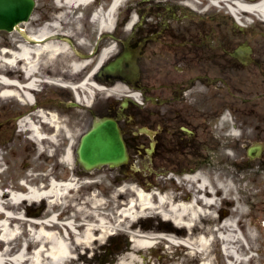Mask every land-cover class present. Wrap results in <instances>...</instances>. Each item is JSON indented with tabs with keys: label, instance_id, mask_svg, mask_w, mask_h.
I'll return each mask as SVG.
<instances>
[{
	"label": "flooded vegetation",
	"instance_id": "flooded-vegetation-1",
	"mask_svg": "<svg viewBox=\"0 0 264 264\" xmlns=\"http://www.w3.org/2000/svg\"><path fill=\"white\" fill-rule=\"evenodd\" d=\"M53 1L55 10L47 19V12L40 11L15 30V43H61L88 63L85 71L96 68L94 80L141 90L139 102L129 98L104 106L103 115L115 117L125 134L130 160L124 167L135 162L171 179L189 175L210 180L226 174L230 146L240 171L264 172V33L229 17L227 0H124L117 10L111 9L114 0H90L76 10L79 20L57 23ZM38 11L39 6L34 14ZM44 28L48 34L39 40ZM40 59L37 78L43 82L31 92L32 107L53 105L66 118L65 84L83 76L68 75L72 62L66 53L55 59L59 62ZM112 63L116 67L107 73L105 66ZM16 77L26 84L24 74ZM28 112L30 107L18 103H0V144L5 142L10 151ZM76 118L82 122L79 129L84 119ZM29 148L28 156L35 157V146ZM252 148L258 152L253 158ZM241 183L246 209L264 216V176H247Z\"/></svg>",
	"mask_w": 264,
	"mask_h": 264
},
{
	"label": "rangeland",
	"instance_id": "rangeland-1",
	"mask_svg": "<svg viewBox=\"0 0 264 264\" xmlns=\"http://www.w3.org/2000/svg\"><path fill=\"white\" fill-rule=\"evenodd\" d=\"M38 1L39 11L35 16L42 15L40 11H46L47 15H44V18L47 19L55 10L54 1ZM69 20L68 22L74 21L72 17ZM251 22L254 23L250 24L252 28H255L257 31H264V23L258 20ZM13 41V32H0V49L5 47L12 49ZM87 100L90 103L92 99L88 96ZM82 106L81 108H68L67 124L70 129L72 128L75 131L76 126L82 123L79 122L80 118L75 119L76 115L81 114L85 117L84 124L76 132L56 133L57 138L55 141L43 140L38 143L37 141H32L28 133L20 132L18 142L13 145V152L10 153L9 147H6V143L1 146V153L5 160V164H2L4 170H0V185L3 189H24L19 184V179L21 178L26 179L28 183L39 191L46 189L51 179L60 181L68 177V179L72 178L71 181L76 184L69 192L66 191L62 194V197L47 196L46 199L38 198L37 201L28 200L23 201L21 204L6 202L8 209L14 210L16 214L28 208H31L33 212L26 214L23 219H15L16 224L9 225L12 229H19V235L16 238L9 241L0 240V248L2 250L5 248V245L10 243L8 257H11L23 245V242L30 252L38 247L41 242L31 238V230L36 232L45 229L46 231L57 233L61 237L65 236V239L70 243L72 251L67 264H200L203 261H207L210 264H264V220L262 223H259L258 227L253 229V233H250L251 230L244 232L247 244L245 241L239 243L229 241V244L225 245V242L221 240L225 245L224 251L226 253L224 254L220 249L221 241L217 236V232L218 229L225 234L230 232V230L223 227L226 220L233 221L236 229L234 232L239 236L237 228V220L239 218L237 216V209L239 206L238 202L235 204L233 200L236 202V196L237 198L240 196L236 192L240 176L231 175L222 178L221 181L224 183L221 186L219 185V188H221L219 190H222L223 193L221 197L222 195L228 196L227 200L217 196L215 198L216 203L213 206L205 204L204 208L209 213L206 215L201 212L196 220H194L195 225L192 228H187L185 227L186 225L177 226L172 221L171 226H167V224H164L165 222L162 223V220L156 218L160 214L159 212H161L160 209L140 214L135 213L138 214L136 217L133 216L134 213L131 217L125 214L121 215L123 209L127 214L133 209L128 208V205L136 198V194L131 187L133 185L142 186L140 184L141 180L122 175L118 168H110L108 166L91 172L81 171L75 159L69 160V162L64 159L69 145L72 144L73 150H75L80 137L91 125L92 118L89 112H87L86 106L84 104ZM32 142L35 143L36 154L35 157L28 159L27 155L30 145H33ZM62 142H65L66 149H63L60 153H56L59 151ZM21 149H23L24 157L21 156ZM233 170V168H228V171H225L226 175L231 174ZM128 174L130 175L129 172ZM164 180L166 179L162 181L157 176L156 181L161 184H154L151 188H147V190L154 192L166 191L173 199L176 196H180L187 201L192 200V196H189L188 193L193 192V188L189 183H179L180 187L178 186V188L174 184L169 183V181ZM163 182H166V184L162 185ZM229 187H231L230 190H228ZM153 198L155 205H158V196L155 194ZM200 201L201 199L199 198L196 201L197 204L200 205L202 202ZM44 210H47V212H43ZM55 212L61 213L60 219L63 222L72 221V224L69 226L56 221H51V223L43 222L44 219H48ZM2 215L0 213V216L3 218ZM45 215L46 217H44ZM219 215L221 218L218 217ZM247 215V213H244L243 217H247ZM27 217L40 220L41 224L27 221ZM223 217L227 219L222 221ZM101 219L106 221V225L113 231L112 234H108L99 242H94L88 247L78 246L74 241L73 233L75 231L82 232L83 221H90L96 229H99ZM212 219H214L213 223ZM260 219L264 218L260 217ZM246 221L244 219V222ZM205 227H211V231H205ZM97 231L96 233H98ZM201 234L212 237V244L206 256L201 255L200 251L196 249L200 247L197 244L194 245L196 248L192 249L179 243L187 238L190 242H193ZM137 239L144 246H135ZM45 245L48 247L49 242L47 241ZM195 250L198 252L197 254ZM234 250H236L239 257L235 256ZM5 264L11 263L7 261Z\"/></svg>",
	"mask_w": 264,
	"mask_h": 264
},
{
	"label": "bare ground",
	"instance_id": "bare-ground-1",
	"mask_svg": "<svg viewBox=\"0 0 264 264\" xmlns=\"http://www.w3.org/2000/svg\"><path fill=\"white\" fill-rule=\"evenodd\" d=\"M57 4L61 5V3H64L63 6H70V5H86L88 2L90 3V0H56ZM123 0H115V2L112 5V10H115L118 5L122 4ZM58 6V5H57ZM59 8V6H58ZM231 9L235 12H239L240 10H245L248 12L255 13L257 16H259L261 19L264 20V0H260L259 2H255L254 0H234L233 6H231ZM67 19V15L65 11H61L59 15H56L53 17V21L55 23L61 22L63 20ZM48 34V31L46 28L42 29L41 32L38 34L37 38L41 40L43 36ZM63 45L61 43L57 42H49L44 43L41 41V44L38 43V45H30L29 43H21L18 45L17 50H11V48H4L0 51V83L2 84V91L1 96L3 97H12L13 95L20 96L22 95L21 89L19 90V86L24 87L25 101L29 99L30 101L33 99V95L30 92L29 88H34L39 84L40 79L35 77L37 71L39 72L38 68H40V62L42 57H47L48 61L49 58L61 57ZM7 52L10 53V57L6 58ZM5 54V55H4ZM59 62L60 60H52ZM72 66L73 67H80L82 62L77 61L74 57H71ZM3 62V63H2ZM22 62V69H25V72L27 74L28 79L26 80L27 83L25 85H22L19 79L11 78L5 73L2 72L1 68L4 65L16 67L18 66V63ZM9 64V65H8ZM62 65V63H61ZM63 70L60 69V74H63ZM61 81V79H58ZM57 81V82H59ZM17 87H15V86ZM93 85L88 82V78L82 82L80 87L90 90ZM33 107L30 108V112H28L23 120L21 121L22 126H28L32 129L31 137L33 139H36L37 141L43 140L45 137L56 139V136L58 133H60L61 129L65 127L61 121L60 113H54V112H48L45 108H38L37 110L33 111ZM35 112L36 115L41 116L46 121L52 122L53 125L57 127V134L47 135L44 134L41 129H39L33 122V113ZM72 144L69 145L67 154L65 159L69 162L73 160L72 156ZM196 180V176H194ZM216 182V181H215ZM212 181H206L205 178H202L201 181V187L205 188L206 190L210 189L209 191L215 192L214 188L215 186H221L222 182L220 179L217 180V182ZM75 183L72 181H68L66 183H57L52 182L51 188L49 190L44 191H38L36 188L28 186L27 193L23 194L20 192L12 191V190H3L0 188V211L3 212L4 219L0 220V239L9 241L11 239L16 238L19 235V229L17 228H10V219L16 217L19 218L20 216L13 212L12 210L8 209L6 206V202H10L12 204L20 202L23 198H38L40 196H49V197H62V194H64L66 191L69 192L71 188L75 187ZM133 189V192L136 194V198L132 200V202L128 205V208H133L131 211H129L127 214L125 210L123 209L121 215L125 214L128 217H131L134 213V217H136L138 214L135 213H146L147 211H151L154 209H160V214L156 216V218L162 220V223L167 224V226H171V221L176 224L177 226H184L187 228H192L195 225L194 220L200 215V213L208 214L204 208L205 204H208L210 206H213L216 203L215 195L214 197H207L204 194L201 196H198V192L195 191L192 196L191 201H187L185 198L176 196L174 199L173 197H170L166 191H148L147 188L149 187H142L138 185H133L131 187ZM146 188V189H145ZM226 189V187H225ZM155 194L158 196V205H155L153 202ZM208 196H210V193H208ZM201 199V204H197V200ZM136 208V209H135ZM166 208V209H165ZM139 209V210H138ZM243 210V206L239 205L237 212L238 215H241ZM162 216V217H161ZM186 219V221H185ZM212 219V223H213ZM101 226L99 229H96L94 224L90 221H83V230L82 232L75 231L73 233L74 241L78 246H90L94 242H99L104 237H106L108 234H112L113 231L109 229V226L106 225V221L103 219L100 220ZM72 221H68L66 225H71ZM197 226V225H196ZM200 228V226H198ZM230 232L228 234H225L220 231L223 240L225 242V245L229 244V241H233L234 243L243 242L240 235L238 236L237 233L234 231L235 224L228 220L225 221L224 226ZM247 228L250 229V226L247 225ZM74 229V228H73ZM96 230H98L96 233ZM205 231L209 232L211 231V227H205ZM97 234V236H96ZM31 238L40 241L41 244L33 249L31 252L28 251L26 244L24 243L21 247H19L15 253L12 255V257H8L7 254H9L10 251V243L5 245V248L0 251V264H4L7 260H13L16 263H26V264H67V260L69 257H71V245L70 243L65 239L66 237L59 235L57 233L46 231L45 229L40 231H32L31 230ZM171 239V238H170ZM49 242L48 247L45 245ZM176 242V240H174ZM179 243H182L192 249L196 248L194 245L200 246L199 248H196L200 251L201 255H207L208 250L211 247L212 244V237L207 235H198L193 242H190V240L187 238L185 240L180 241ZM242 245V243H241ZM135 246H144L141 244L140 240L135 241ZM194 253V251H192ZM235 253V256L239 257L236 250L233 251ZM195 253L198 252L195 250ZM205 258V257H204ZM200 264H210L207 261H203Z\"/></svg>",
	"mask_w": 264,
	"mask_h": 264
},
{
	"label": "water",
	"instance_id": "water-1",
	"mask_svg": "<svg viewBox=\"0 0 264 264\" xmlns=\"http://www.w3.org/2000/svg\"><path fill=\"white\" fill-rule=\"evenodd\" d=\"M35 0H0V30L12 31L16 24L28 20ZM128 159L127 148L117 122L104 118L83 135L78 160L91 170L104 164L118 166Z\"/></svg>",
	"mask_w": 264,
	"mask_h": 264
}]
</instances>
